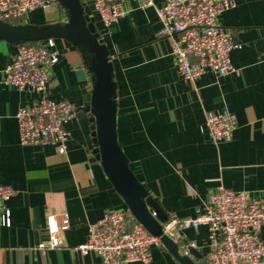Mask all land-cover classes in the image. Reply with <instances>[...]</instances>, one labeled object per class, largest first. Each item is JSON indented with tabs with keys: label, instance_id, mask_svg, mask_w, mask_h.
I'll use <instances>...</instances> for the list:
<instances>
[{
	"label": "crops",
	"instance_id": "0c3cea01",
	"mask_svg": "<svg viewBox=\"0 0 264 264\" xmlns=\"http://www.w3.org/2000/svg\"><path fill=\"white\" fill-rule=\"evenodd\" d=\"M167 1L155 0L147 8L141 0L129 1L126 16L105 29L93 1L81 0L110 53L118 141L129 167L168 217H195L219 186L264 203V0H235L237 7L219 17L242 45L231 53L240 75L208 73L195 81L182 79L170 41L160 35L156 8ZM67 15L63 6L54 5L29 13L19 25L64 23ZM54 40L59 61L50 70L45 96L79 107L66 125L65 154L49 145H21L16 115L44 95L3 82L18 45L0 40V186L17 192L6 204L11 216L0 229V264H105L77 248L106 212L128 209L94 153L93 74L79 48ZM223 111L236 116L238 128L230 142L214 143L206 116ZM62 214L69 216L70 229L61 237L64 248L52 249L47 218ZM260 234L264 238V226ZM182 242L207 259L206 226L181 232L179 244L186 252ZM150 252V264H180L162 244Z\"/></svg>",
	"mask_w": 264,
	"mask_h": 264
},
{
	"label": "built area",
	"instance_id": "2783aa9c",
	"mask_svg": "<svg viewBox=\"0 0 264 264\" xmlns=\"http://www.w3.org/2000/svg\"><path fill=\"white\" fill-rule=\"evenodd\" d=\"M105 29L127 14L125 3L132 0H92ZM142 7L155 6V0H141ZM60 5L56 0H0V22L24 19L35 10L47 12ZM237 7L235 0H168L156 8L162 24L160 35L171 44L177 70L185 81H195L208 73L217 76L240 75L231 62V53L241 49L234 30L223 27L219 17ZM59 61L55 40L26 42L18 45L12 63L4 71L3 82L19 91L44 96L19 109L16 118L23 146H53L59 154L67 152L70 133L66 125L75 118L78 106L55 102L46 95L50 70ZM206 127L214 143H227L238 128L236 116L223 111L206 116ZM17 194L9 186H0V229L11 216L7 202ZM206 226L209 230L207 264H264V203L250 193L219 186L196 210L195 217L169 215L162 224L166 236L179 243L181 232ZM70 229L67 214L47 218L50 248H64L62 234ZM161 245L129 209L106 212L89 227L87 241L77 248L83 255L99 256L105 264H150V248Z\"/></svg>",
	"mask_w": 264,
	"mask_h": 264
},
{
	"label": "water",
	"instance_id": "95a60500",
	"mask_svg": "<svg viewBox=\"0 0 264 264\" xmlns=\"http://www.w3.org/2000/svg\"><path fill=\"white\" fill-rule=\"evenodd\" d=\"M67 11V21L53 25L23 26L0 22V40L11 44L64 39L79 49L91 53L89 66L93 74L91 111L95 119L94 153L101 161L106 176L124 199L128 209L180 264H207L206 259L186 242V252L180 244L166 236L162 224L168 219L159 203L148 193L129 167L117 134V85L109 50L86 15L81 0H56Z\"/></svg>",
	"mask_w": 264,
	"mask_h": 264
},
{
	"label": "trees",
	"instance_id": "16d2710c",
	"mask_svg": "<svg viewBox=\"0 0 264 264\" xmlns=\"http://www.w3.org/2000/svg\"><path fill=\"white\" fill-rule=\"evenodd\" d=\"M20 22H21V20L10 21L11 24H16V25H19ZM80 52L82 53L83 57L85 58L87 65L90 66L92 64V61H93L91 53H89L86 49H80Z\"/></svg>",
	"mask_w": 264,
	"mask_h": 264
}]
</instances>
